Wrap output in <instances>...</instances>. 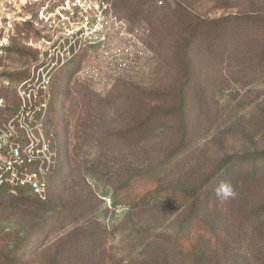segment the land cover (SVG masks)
<instances>
[{
	"label": "rangeland",
	"instance_id": "374dc122",
	"mask_svg": "<svg viewBox=\"0 0 264 264\" xmlns=\"http://www.w3.org/2000/svg\"><path fill=\"white\" fill-rule=\"evenodd\" d=\"M136 1L115 0L117 10L112 7L106 17L105 26L108 28L100 34H89L85 40L79 32L73 38L68 36V23H46L39 19L38 11L32 10L33 21L22 29L6 56L0 59V79L12 80V89H15L29 74L31 64L39 59L36 46L55 40L71 46L74 52L69 67L61 73L54 86L58 100L60 97L57 105L61 108L54 116L58 122V166L50 182V191L51 194H60L66 201L71 200L75 190L83 186L82 174L89 167L96 170L108 167L115 171L136 165H157L168 156H174L173 151L179 145V129L167 124L165 131L152 136L146 146L135 147L127 134L125 138L112 137V147L106 153L98 147L105 131H125L142 121L152 108L175 106V96L183 84L175 48L185 36V24L176 19L167 24L155 22L146 12L153 10L150 9L153 6L171 5L174 8V0H150L140 9L136 7ZM243 1L247 4V0ZM257 1L264 5V0ZM188 4L193 13L198 11L210 18L220 17L223 13L214 0H188ZM111 11L117 20L109 18ZM253 30L256 35L263 34L262 30ZM161 32L166 38L164 43L160 41ZM205 47V44L198 45V41L196 44L195 39L188 52L192 76L184 95L191 124L185 148L173 168L177 178L195 174L199 178L212 169L215 160L252 148L254 142H262L264 90L253 85L247 87L244 83L238 85L234 79L241 77L246 63H239L234 58L228 65L219 63L218 55L207 58ZM254 49L257 50V46ZM247 51L250 52L249 48ZM245 54L240 52L236 56L240 58ZM219 85H224L228 91L213 95ZM198 86L207 89L199 91ZM74 108H77V119H72ZM103 180L90 185L97 193L94 196L83 191V195L92 202L91 206L108 207L111 204L108 196H100L107 188H112L111 184L104 186ZM1 197L0 194V207L5 208L4 214L28 208L15 202L20 200L17 195L5 194L2 202ZM25 199L28 203L40 201L36 196ZM108 208V220L100 218L95 221L94 213L88 221H82L81 217L74 220L72 217L76 214L49 218L35 239L34 252L29 260L33 264H45L55 254L57 242L80 224L84 230H90L89 234L94 233L100 243L106 236L107 264H122L129 248L120 245L118 230L125 222L124 212L128 209L120 207L113 211ZM129 212L130 220H135V212ZM171 216L174 213L166 210L156 213L154 220ZM75 237L78 235H73ZM176 252L179 256L178 250ZM178 260L183 261V257L179 256ZM89 261L94 264L97 259Z\"/></svg>",
	"mask_w": 264,
	"mask_h": 264
},
{
	"label": "trees",
	"instance_id": "16d2710c",
	"mask_svg": "<svg viewBox=\"0 0 264 264\" xmlns=\"http://www.w3.org/2000/svg\"><path fill=\"white\" fill-rule=\"evenodd\" d=\"M105 1L117 10L115 0ZM149 1L137 0L136 7L140 9ZM214 1L223 11L220 17L210 18L198 11L193 13L188 0H174V8L171 5L153 6L150 8L153 10L146 11L155 22L167 24L176 19L185 24V36L175 48L180 78L183 79L175 96L176 105L166 109L152 108L138 124L125 131L107 130L103 133V140L98 142V147L106 153L112 147V137L125 138L129 134L135 147L146 146L152 136L165 131L168 124L170 127L177 126L181 135L179 145L173 151L174 156H168L161 164L136 165L115 171L108 167L102 170L89 167L82 174L83 186L77 188L74 197L67 201L60 194H51L50 182L54 175L49 179V194L45 201L39 198L38 202L28 203L27 196H36L30 189L12 194L6 188H0L1 202L5 194L17 195L20 200L15 202L28 207L14 209L7 214H4L5 208L0 207V264H33L29 257L34 252L35 239L49 218L76 214L72 217L74 220L81 217L82 221H88L94 213L95 221L100 218L108 220V207L113 211L120 207L128 209L124 212L125 222L118 230L120 245L129 248L122 264H253L252 261L264 264V132L261 133L260 144L254 142L252 148L215 160L212 169L199 178L196 174L177 178L173 171L190 133L191 120L184 94L192 76L188 52L195 39L196 44L197 41L198 45L205 44L207 58L218 55L219 63L227 65L232 58L246 63L241 77L234 79L238 85L244 83L247 87L253 85L264 90V5L257 0H247V4L243 0ZM252 29L262 30L263 34L256 35ZM165 40L161 32V43ZM228 42L230 46H227ZM240 52L246 53L245 56L238 58L236 54ZM247 68L249 71H246ZM62 72L58 71L55 75L54 91ZM8 80L10 86L4 91L15 105V89H12V80ZM197 88L199 91L207 89ZM226 91L228 89L224 85H219L217 92L212 94ZM57 110L52 108L51 118L58 133V122L54 118ZM77 114V108L72 109V119L79 118ZM101 180L104 186H112L100 195L108 196L111 202L108 207L99 204L91 206L89 197L83 195V191H87L94 196L96 191L91 186ZM221 184L230 187L234 196L227 199L218 197L216 189ZM166 210H171L174 216L154 220L156 213ZM129 211L135 212V220H130ZM83 228L79 224L60 239L55 254L45 264H90L89 260L95 259L97 262L94 264H107L106 236L100 243L94 233L89 234L90 230ZM82 234L87 235L81 237ZM73 235L78 237L73 238ZM176 250L183 261L178 260Z\"/></svg>",
	"mask_w": 264,
	"mask_h": 264
},
{
	"label": "built area",
	"instance_id": "2783aa9c",
	"mask_svg": "<svg viewBox=\"0 0 264 264\" xmlns=\"http://www.w3.org/2000/svg\"><path fill=\"white\" fill-rule=\"evenodd\" d=\"M111 9L105 0H0V59L33 21L32 10L38 11L37 16L46 23H68V36L73 38L79 32L85 40L89 34H100L108 28L105 21ZM109 18L118 19L112 11ZM36 48L39 59L15 87V105L4 91L10 81L0 79V188L12 194L30 189L45 201L49 179L58 164L57 131L51 111L61 105H57L60 97L58 100L52 85L56 73L69 67L74 52L71 46L55 40Z\"/></svg>",
	"mask_w": 264,
	"mask_h": 264
},
{
	"label": "clouds",
	"instance_id": "9594fccd",
	"mask_svg": "<svg viewBox=\"0 0 264 264\" xmlns=\"http://www.w3.org/2000/svg\"><path fill=\"white\" fill-rule=\"evenodd\" d=\"M234 192L231 190L230 187L225 186L224 184H221L217 189H216V195L221 198L227 199L230 196H234Z\"/></svg>",
	"mask_w": 264,
	"mask_h": 264
}]
</instances>
